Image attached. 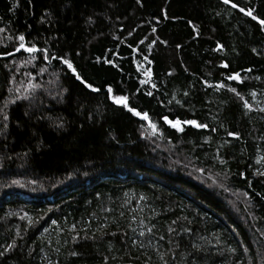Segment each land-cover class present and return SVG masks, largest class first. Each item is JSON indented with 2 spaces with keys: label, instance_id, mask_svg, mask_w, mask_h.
<instances>
[{
  "label": "trees",
  "instance_id": "obj_1",
  "mask_svg": "<svg viewBox=\"0 0 264 264\" xmlns=\"http://www.w3.org/2000/svg\"><path fill=\"white\" fill-rule=\"evenodd\" d=\"M260 20L264 0H0V264H264Z\"/></svg>",
  "mask_w": 264,
  "mask_h": 264
},
{
  "label": "snow or ice",
  "instance_id": "obj_2",
  "mask_svg": "<svg viewBox=\"0 0 264 264\" xmlns=\"http://www.w3.org/2000/svg\"><path fill=\"white\" fill-rule=\"evenodd\" d=\"M223 2H224L225 4H228V3H230V0H223ZM232 7H233V8H236L237 5H236L235 3H232ZM239 11L245 13V14L248 15V16H251L252 19H254V20L257 19L256 16H253V14H252V10H251V9L245 10V8H242V7H241V8L239 9ZM260 23H261V24H264V20H260ZM0 31H3V29H0ZM153 31H155V30H153ZM18 39H19V41H20V44H19V47L16 48V51H17V52H19L21 49H24L26 52H29V53H34V52L37 51V49H36L35 46H32V47H26V46H25V43H24V41H25V37H24L23 35H20V36L18 37ZM141 43H143V41H141ZM42 52H43V55H44V59H48V52H47V50H46V49H45V50H42ZM52 58L55 59L56 57H52ZM63 62L68 66L69 69H73V65H72L68 60L65 59ZM109 62H110V61H109ZM223 66H224V67H227L228 65L225 63ZM247 71H251V69H248ZM73 72H75V69H73ZM77 79H82V78H81L79 75H77ZM228 79H233V80L240 81V74H239V73H235V74H233V75H230V76L228 77ZM82 82H83V81H82ZM141 83H144V81H142ZM152 86L155 87L154 84H153ZM30 87L34 89V88H36V87H39V85H30ZM88 87L91 88L92 91H99V89L92 87L91 84H89ZM223 87H225V85H224L223 83L217 85V88H223ZM229 90L232 91V92H236V89H235V88H230ZM107 91H108L109 93H111V92H112L111 87H109V88L107 89ZM147 94H148V95H151L150 92L147 93ZM185 95H186V94H185ZM237 95H239V93H237ZM252 95H255V93H253ZM23 98H27V97L25 96V97H23ZM17 99H21V97H17ZM241 99H243V97H241ZM12 102L15 103V101H12ZM116 103H118V104H121V103H122V104L125 105V107H127V98L124 97V96H119V97L116 98ZM245 106L251 108V105H249V104L247 103V101H245ZM128 111L133 112L134 109L131 108V107H128ZM260 111L264 112V108L260 109ZM135 114L138 115V116L141 115V113H139V112H135ZM143 118H144V119H147V114H146V113L143 115ZM4 119H5V120L8 119L7 115L4 116ZM164 119H165L166 121L168 120L167 117H164ZM168 123L171 124L172 127L177 128L179 131H183V128H180V127H179L180 121H176L175 123H172V121H168ZM184 123H187V124L193 125L194 127H197V128H207V125H206V124H199V123H197V121H195V120H187V121H185ZM59 126L62 127V125H59ZM151 126H152L153 129H155V125H151ZM229 135H238V134L229 133ZM258 162H259V161H258ZM261 174L264 175V173H261ZM149 231H151V230H149ZM113 235H115V233H113ZM140 235L143 236V235H144V232H141ZM161 239H163V237H161ZM12 247H13V244L8 245V248H9V249L12 248ZM71 254H72V255H76L75 252H73V253H71ZM0 255H2V253H0ZM161 258L163 259V257H161Z\"/></svg>",
  "mask_w": 264,
  "mask_h": 264
},
{
  "label": "water",
  "instance_id": "obj_3",
  "mask_svg": "<svg viewBox=\"0 0 264 264\" xmlns=\"http://www.w3.org/2000/svg\"><path fill=\"white\" fill-rule=\"evenodd\" d=\"M37 53H39V52H41V50H39V49H37V51H36ZM47 60V59H46Z\"/></svg>",
  "mask_w": 264,
  "mask_h": 264
},
{
  "label": "rangeland",
  "instance_id": "obj_4",
  "mask_svg": "<svg viewBox=\"0 0 264 264\" xmlns=\"http://www.w3.org/2000/svg\"><path fill=\"white\" fill-rule=\"evenodd\" d=\"M150 126H151V124H150ZM179 127H180V128H182V125H181V124H179Z\"/></svg>",
  "mask_w": 264,
  "mask_h": 264
}]
</instances>
